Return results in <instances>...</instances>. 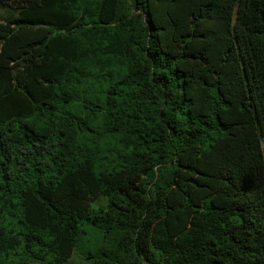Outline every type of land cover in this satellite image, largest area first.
<instances>
[{"label": "trees", "instance_id": "trees-1", "mask_svg": "<svg viewBox=\"0 0 264 264\" xmlns=\"http://www.w3.org/2000/svg\"><path fill=\"white\" fill-rule=\"evenodd\" d=\"M87 225L92 264H264V0H0V264Z\"/></svg>", "mask_w": 264, "mask_h": 264}, {"label": "rangeland", "instance_id": "rangeland-1", "mask_svg": "<svg viewBox=\"0 0 264 264\" xmlns=\"http://www.w3.org/2000/svg\"><path fill=\"white\" fill-rule=\"evenodd\" d=\"M104 205V199H98L94 202V208L96 210L104 207ZM85 228L87 232L80 235L77 251L68 264H92L90 260L86 259L85 254L102 244L103 237L100 231L96 230L92 225H87Z\"/></svg>", "mask_w": 264, "mask_h": 264}, {"label": "crops", "instance_id": "crops-1", "mask_svg": "<svg viewBox=\"0 0 264 264\" xmlns=\"http://www.w3.org/2000/svg\"><path fill=\"white\" fill-rule=\"evenodd\" d=\"M69 262H67L66 264H68ZM33 264H38V263H33Z\"/></svg>", "mask_w": 264, "mask_h": 264}]
</instances>
